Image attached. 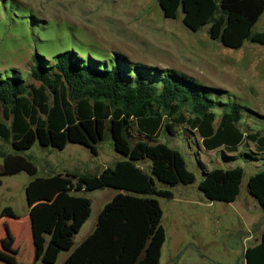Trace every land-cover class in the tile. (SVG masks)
<instances>
[{
    "label": "trees",
    "instance_id": "trees-1",
    "mask_svg": "<svg viewBox=\"0 0 264 264\" xmlns=\"http://www.w3.org/2000/svg\"><path fill=\"white\" fill-rule=\"evenodd\" d=\"M158 2L165 17H177L182 8L183 23L191 30L209 25V36L225 47L238 49L246 41L264 45V29L253 30L264 12V0ZM121 57L106 65L65 50L51 63L37 52L28 78L0 75V142L11 148L0 146V185L5 175L26 171L32 176L26 196L34 263L55 264L64 251L65 264H160L166 230L155 195L172 198L174 193L158 187V181L170 187L190 184L196 174L177 148L141 138L133 141V133L158 137L164 127L173 134L175 123L184 124L197 131L207 149L236 150L249 139L256 148L246 155L264 154V131L246 134L239 127L244 108L239 102L228 105L216 125L217 101L206 93L215 87L172 69ZM253 113L264 120V114ZM107 129L123 158L97 173L37 176L36 164L23 153L39 141L60 149L79 143L97 154ZM243 177L241 166L215 167L205 171L199 189L209 200L233 202ZM106 187L116 193L101 209L94 229L75 245V236L92 212L91 199L76 192ZM248 190L264 207V170L250 176ZM244 256L246 264H264V229L260 241L248 246ZM0 261L19 264L10 248L0 250Z\"/></svg>",
    "mask_w": 264,
    "mask_h": 264
},
{
    "label": "rangeland",
    "instance_id": "rangeland-1",
    "mask_svg": "<svg viewBox=\"0 0 264 264\" xmlns=\"http://www.w3.org/2000/svg\"><path fill=\"white\" fill-rule=\"evenodd\" d=\"M208 29L209 25L198 31L187 28L182 8L177 17H165L158 0H0V75L28 78L37 52L51 63L65 50H75L87 61L106 65L125 56L134 64L172 69L215 87L206 93L217 101L216 125L228 105L239 102L244 107L239 127L246 134L263 132L264 120L253 111L264 114V63L254 64L245 54L251 41L245 42V49H231L212 39ZM263 29L264 12L253 30ZM242 52L245 55L240 59ZM258 54L264 55L262 51ZM173 128L175 133L170 134L164 127L158 137L133 133V141L141 138L177 148L188 169L196 174V181L190 184L170 187L158 181V187L174 193L172 198L155 195L163 209L166 230L160 264H246L244 250L260 241L264 229V207L248 190L250 176L264 170V154L258 151L247 156L246 152L256 148L249 139L236 150L226 146L210 150L197 131L177 123ZM0 146L11 149L3 142ZM97 149L95 154L79 143L60 149L37 141L23 153L34 161L41 177L58 172L97 173L123 158L109 129ZM237 166L244 169L237 199H207L199 189L205 171ZM31 178L22 171L2 176L0 185V217L19 216L16 222L11 221L19 241H27L30 234L26 186ZM76 193L91 199L92 212L75 236V245L94 229L101 209L116 190L106 187ZM66 256L67 252H61L55 264H65ZM18 260L19 264H33V247L21 251ZM34 264L47 263L38 260Z\"/></svg>",
    "mask_w": 264,
    "mask_h": 264
},
{
    "label": "crops",
    "instance_id": "crops-1",
    "mask_svg": "<svg viewBox=\"0 0 264 264\" xmlns=\"http://www.w3.org/2000/svg\"><path fill=\"white\" fill-rule=\"evenodd\" d=\"M244 45H245V43H244ZM244 45L242 47H244ZM263 46L264 45H262V44L254 43V42H252V44L246 46L248 53L246 51L245 54L246 55L249 54V59H251V61L254 64H258V63L263 64L264 63V55L261 56L258 54L259 51H262L264 53V47ZM242 47H240V48H242ZM240 48H238V49H240ZM244 49H245V47H244ZM244 55L242 52L238 56L240 59H243ZM261 92L264 95V88L261 90ZM28 209H29V216H28L29 226H28V229H30V234H29L27 241L29 240L30 243H28L27 241H19V239L17 238V235L13 231L12 222L13 221L16 222L17 221L16 218H19V216L14 215V216H10V217H5V216L0 217V250H9V248H10L17 253V258H19L21 251L25 253L27 248H32V247L34 250V258H35L34 232H33V227H32L31 208H30L29 204H28ZM9 218H12V220H9ZM18 262H20V261L18 260ZM0 264H6V263L0 261Z\"/></svg>",
    "mask_w": 264,
    "mask_h": 264
},
{
    "label": "water",
    "instance_id": "water-1",
    "mask_svg": "<svg viewBox=\"0 0 264 264\" xmlns=\"http://www.w3.org/2000/svg\"><path fill=\"white\" fill-rule=\"evenodd\" d=\"M246 250H244V252H245Z\"/></svg>",
    "mask_w": 264,
    "mask_h": 264
}]
</instances>
